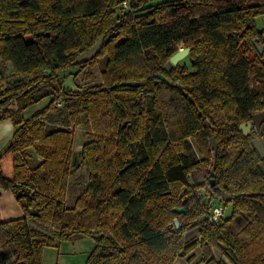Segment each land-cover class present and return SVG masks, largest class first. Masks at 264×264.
<instances>
[{"label": "trees", "instance_id": "16d2710c", "mask_svg": "<svg viewBox=\"0 0 264 264\" xmlns=\"http://www.w3.org/2000/svg\"><path fill=\"white\" fill-rule=\"evenodd\" d=\"M262 13L264 0H0V120L15 127L0 188L22 211L0 219V264H41L45 247L79 236L94 240L84 264L191 263L196 246L195 264H264V156L253 143L264 122L239 130L264 111ZM181 46L192 70H165ZM100 58V83L63 85L62 72ZM7 64L20 79L5 88ZM75 128L89 173L68 205ZM195 146L204 164L212 153L204 185L189 181ZM218 196L230 211L210 219Z\"/></svg>", "mask_w": 264, "mask_h": 264}, {"label": "rangeland", "instance_id": "374dc122", "mask_svg": "<svg viewBox=\"0 0 264 264\" xmlns=\"http://www.w3.org/2000/svg\"><path fill=\"white\" fill-rule=\"evenodd\" d=\"M231 1V0H230ZM256 28L259 31H262L264 33V13L257 15L254 19ZM259 45V44H257ZM99 48L98 43H96L87 53L81 55L80 60L82 59H88L91 55H93ZM185 48V47H179ZM264 52V51H262ZM191 60L189 58V54H185L183 57H181L173 66H177L178 68L185 67L187 70L191 69ZM79 66H74L73 68H70L68 70H65L60 74V79L63 82H66V80L71 77V83L74 88H77V85H81L80 83H83L85 86L89 85L91 82L100 83V72L104 68V59L100 58L97 60L96 64L92 67H86L82 70H78ZM5 72V80L3 83V86L5 88L13 86L19 79L18 75H15L11 71V67L9 64L4 67ZM72 73H75L76 76L72 75ZM87 73H90L92 77L87 76ZM65 86V85H64ZM66 87V86H65ZM47 100H42L39 103H35L33 105H30L26 110L23 111L24 117H28L31 115V113L42 107ZM61 107V106H58ZM214 118L219 116H222V113L220 111H215L213 113ZM222 119L225 117H221ZM55 117L54 115L49 114L45 120L47 122L54 121ZM74 145H73V156L70 162V169H71V175L69 177V183L68 188L66 191V204L71 205L73 204V200L77 195H79L85 188L87 183V177H88V167L87 164L81 160L79 155V144L83 143L84 135L82 130L79 128H75L74 130ZM214 143L216 144L215 140ZM253 143L255 147L257 148L258 152L264 156V138L257 137L253 140ZM210 148L211 144H210ZM217 149V145H216ZM195 156L197 160L196 166L193 168L190 176L189 181L192 184L200 183L205 184V182L209 178V172L211 170V163H212V153L210 152L209 160L207 164H204V155L200 152L199 147L195 146ZM29 152V150H28ZM213 152V150H212ZM1 166L3 168V174L5 176H9L11 173V157L8 156L7 158H3L1 161ZM211 178V177H210ZM8 190V189H7ZM198 193L200 195V199L202 203H205L208 199V196L211 193V189L209 186H203L198 190ZM0 219L1 220H9L12 218H17L22 215L21 209L19 208L18 204H16V200L14 198V195L10 192H6L0 194ZM230 211V207L226 209L225 215H227ZM198 227H193L186 233V237H194L196 238L198 236ZM190 238H186V240H189ZM94 246V240L91 237L88 236H79L73 241H60L59 246L55 247H48L45 251L44 260L46 263L49 264H56L59 262V264H84L91 248ZM46 248V247H45ZM57 251H60L58 254V259L56 260ZM216 257H222L220 253L216 249H214ZM199 247H195L191 253H194L196 256L192 259L191 263L186 262V257L178 258L176 259V264H192L196 263L199 259Z\"/></svg>", "mask_w": 264, "mask_h": 264}, {"label": "water", "instance_id": "95a60500", "mask_svg": "<svg viewBox=\"0 0 264 264\" xmlns=\"http://www.w3.org/2000/svg\"><path fill=\"white\" fill-rule=\"evenodd\" d=\"M257 49L260 53H262V51H264V45H257ZM189 52V48H180L178 49V51H176L168 60L167 63H165L164 65V69L165 70H169L171 65H174L181 57H183L185 54H187ZM157 77L161 80L166 81V83H169L168 80H166V78L162 75V74H157ZM123 85H130V86H137L139 85L138 82L136 81H128V82H123ZM66 87H70L73 88L72 83H71V77H69L65 84ZM262 122H264V111H259L257 113H254L251 115V119L249 121H246L242 124H240L239 126V130L243 133L246 134L248 133L252 128H254L255 130H259L260 125L262 124ZM210 143H211V147L213 150V156L215 158L216 155V144L214 143V139L210 138ZM175 226L177 229H179L180 225L177 221V219L173 220Z\"/></svg>", "mask_w": 264, "mask_h": 264}, {"label": "crops", "instance_id": "0c3cea01", "mask_svg": "<svg viewBox=\"0 0 264 264\" xmlns=\"http://www.w3.org/2000/svg\"><path fill=\"white\" fill-rule=\"evenodd\" d=\"M64 84H65V82H63V85ZM14 131H15V127L13 126V124H12L10 119L5 118V119H1L0 120V167H1L2 172H3V168L1 166L2 165L1 161H2L3 158L5 159L8 156H10V154H6V149L9 146V144L11 143V141H12V137H13ZM79 146L81 147V143L79 144ZM11 173H12V166H11ZM11 173H10V175H11ZM5 191L12 193L10 190H4V189L0 188V194L5 193ZM12 195H13V193H12ZM14 198H15V196H14ZM16 204H17V202H16ZM0 213H1V211H0ZM69 241H71V240H69ZM59 244H60V242L56 246H54L53 248L55 249V247L59 246ZM47 248L48 247H46L44 249V253H43V258H42L41 264H49L48 262L46 263V261L44 260V255H45V252H46L45 250ZM92 248H91V250H92ZM59 253H60V251H57L56 260L58 259V256H59L58 254ZM56 264H59V262H57ZM61 264H63V263H61ZM78 264H81V263H78Z\"/></svg>", "mask_w": 264, "mask_h": 264}, {"label": "built area", "instance_id": "2783aa9c", "mask_svg": "<svg viewBox=\"0 0 264 264\" xmlns=\"http://www.w3.org/2000/svg\"><path fill=\"white\" fill-rule=\"evenodd\" d=\"M124 9L128 8V5L126 2H123L122 4ZM62 103L61 99H57L55 101V104L57 106H60ZM81 148V147H79ZM216 203L212 208H211V214L209 216L210 219H217L218 217H220L221 215L224 214L225 210H226V206L224 205V198L221 196L217 197V200L213 201L212 204Z\"/></svg>", "mask_w": 264, "mask_h": 264}]
</instances>
